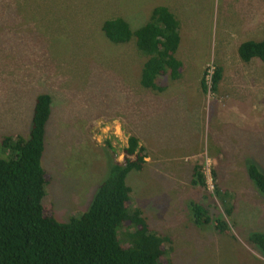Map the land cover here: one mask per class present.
Masks as SVG:
<instances>
[{
    "label": "rangeland",
    "instance_id": "rangeland-1",
    "mask_svg": "<svg viewBox=\"0 0 264 264\" xmlns=\"http://www.w3.org/2000/svg\"><path fill=\"white\" fill-rule=\"evenodd\" d=\"M253 1L0 0V156L5 137H29L36 99L48 94L47 214L67 223L88 211L112 165L124 163L131 131L150 155L127 177L133 207L171 239L174 264H264L249 242L264 233V195L248 173L251 165L264 173V64L238 53L264 40V28L246 20L264 8ZM157 7L181 23V78L159 80L167 104L141 86L145 58L135 42L114 44L102 30L120 18L135 32ZM210 67L221 81L205 92ZM193 153L197 163L186 159ZM194 166L206 176L203 188L193 184ZM195 203L211 224L195 222Z\"/></svg>",
    "mask_w": 264,
    "mask_h": 264
},
{
    "label": "trees",
    "instance_id": "trees-1",
    "mask_svg": "<svg viewBox=\"0 0 264 264\" xmlns=\"http://www.w3.org/2000/svg\"><path fill=\"white\" fill-rule=\"evenodd\" d=\"M106 37L114 44L135 42L145 58L140 84L162 92L161 77L181 78L183 63L177 58L181 44L180 22L167 7L153 10L150 22L137 31L117 18L104 23ZM240 59L264 64V41H246L238 49ZM221 81L216 69L211 89ZM202 87L209 88L203 80ZM52 117V98L37 97L29 137H5L0 156V264H174L170 259L171 239L149 228L143 212L134 208L127 177L141 171L146 151L137 137L128 139L124 163H114L98 189L88 211L67 223L47 214L44 206L48 173L43 167L47 129ZM249 178L264 195V173L257 166L248 169ZM215 173L214 180L216 181ZM200 167L193 184L205 187ZM197 224H211L201 205L191 204ZM218 221V220H217ZM220 221V220H219ZM214 224L223 234L226 223ZM124 229V231H123ZM249 242L264 257V233H253Z\"/></svg>",
    "mask_w": 264,
    "mask_h": 264
},
{
    "label": "crops",
    "instance_id": "crops-1",
    "mask_svg": "<svg viewBox=\"0 0 264 264\" xmlns=\"http://www.w3.org/2000/svg\"><path fill=\"white\" fill-rule=\"evenodd\" d=\"M253 5H254V7L255 6H259V4L257 3V1L255 0V1H253ZM246 20H248L249 21V24H248V27L249 26H252V27H255V28H264V8L263 7H256V8H254L251 12H250V14L246 17ZM180 22V21H179ZM180 27H181V23H180ZM260 32H262V31H260ZM181 41H182V37H181ZM249 41H254V40H249ZM256 41H258V42H260V41H264V40H256ZM179 53V52H178ZM178 58V57H177ZM179 59V58H178ZM180 60V59H179ZM181 61V60H180ZM184 68V67H183ZM182 72H183V69H182ZM149 90V89H148ZM153 91V90H152ZM167 91V90H166ZM165 90H163L162 92H158V94H159V96H160V94H163V96H164V99L163 100H161V101H159L158 100V102H162L161 104H167L168 102L167 101H164L167 97H165L166 96V92ZM154 92V91H153ZM160 105V104H159ZM128 129V128H127ZM129 130V129H128ZM130 131V130H129ZM130 136H133L132 134H131V131H130ZM139 139V138H138ZM191 140V139H190ZM139 141H140V143H144V144H146V142L145 141H142V140H140L139 139ZM148 146H150V144H147ZM141 146V145H140ZM144 146V148H145V145H143ZM142 147V146H141ZM151 149V148H150ZM159 154V153H158ZM148 155L149 154H147V152H146V158H145V161H146V164H147V161L149 160V158H148ZM159 155H161V154H159ZM200 156H201V154L200 153H193L191 156H187V160L188 161H191V160H193L194 162H196L197 163V161H198V159L200 158ZM149 157H150V155H149ZM199 165V164H198ZM197 164H196V166H198ZM196 166H194L193 168H192V170H191V172H192V177H193V175H194V172H195V168H196ZM196 188H198V186H196Z\"/></svg>",
    "mask_w": 264,
    "mask_h": 264
},
{
    "label": "built area",
    "instance_id": "built-area-1",
    "mask_svg": "<svg viewBox=\"0 0 264 264\" xmlns=\"http://www.w3.org/2000/svg\"><path fill=\"white\" fill-rule=\"evenodd\" d=\"M215 70L216 69L214 67H210V69H209V71L207 73V76H206V80H207L206 83H207L209 89L212 86V79H213V76L215 74Z\"/></svg>",
    "mask_w": 264,
    "mask_h": 264
},
{
    "label": "clouds",
    "instance_id": "clouds-1",
    "mask_svg": "<svg viewBox=\"0 0 264 264\" xmlns=\"http://www.w3.org/2000/svg\"><path fill=\"white\" fill-rule=\"evenodd\" d=\"M216 71V70H215ZM211 89V88H210Z\"/></svg>",
    "mask_w": 264,
    "mask_h": 264
}]
</instances>
